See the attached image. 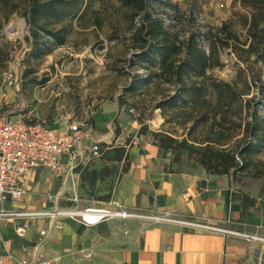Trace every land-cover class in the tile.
<instances>
[{"label": "crops", "instance_id": "obj_1", "mask_svg": "<svg viewBox=\"0 0 264 264\" xmlns=\"http://www.w3.org/2000/svg\"><path fill=\"white\" fill-rule=\"evenodd\" d=\"M116 94L99 98L91 109V140L98 142L100 148L104 146V150L123 147L128 157L127 171L109 175L93 187L80 180L75 168L54 173L72 181L67 185L73 193L70 201L75 204L83 201L84 207L119 205L148 215L168 213L179 221L115 218L84 226L61 217L62 227L57 229L53 227L56 221L50 222L47 216L4 219L0 221V264H16L9 255L16 259L28 258L37 243L51 264H264V242L190 224L204 223L264 237V200L251 206L249 200L232 197L227 176L207 174L192 162H173L172 154L160 152L152 139L138 134L139 123L128 113V108L118 103ZM84 112L71 109L65 117L57 119L58 123L64 118L82 117ZM16 116L34 121L28 110L12 118ZM46 123L58 126L50 121ZM99 158L78 168L99 170L103 165ZM84 188L88 197L85 201L77 196V190ZM13 201L1 202L0 208L58 210L42 209L44 200L30 196L20 200L16 208L8 204ZM25 223L28 227L24 234H16L15 228ZM42 229L46 231L43 237L38 234Z\"/></svg>", "mask_w": 264, "mask_h": 264}, {"label": "rangeland", "instance_id": "obj_2", "mask_svg": "<svg viewBox=\"0 0 264 264\" xmlns=\"http://www.w3.org/2000/svg\"><path fill=\"white\" fill-rule=\"evenodd\" d=\"M150 1L156 13L159 12L162 2ZM169 6L171 9L169 14L178 17L173 22L164 20L172 33L185 37L187 36L184 35L185 32L187 34L198 26L216 28L227 24L230 32H235L242 42L246 40L245 30L237 14L246 13L247 10L239 6L238 0H170ZM83 7L84 3L80 8ZM191 9H194L193 24L191 17L187 19L182 16L191 14ZM126 12V7L118 0H90L83 15L71 20L65 43L61 46L52 45L51 52L39 58L30 55L32 47L27 41L29 29L25 17L13 13L7 21H1L0 46L3 52L0 57V76L4 70H11L12 75L16 73L18 90L14 85L4 86L6 105L0 112H10V116H13L28 110L31 119L39 118L45 122L58 123L60 118L65 117L71 109L79 113L89 111L94 109L95 102L99 98L113 97L114 93H117L118 99L125 100L126 103L123 105L126 108L135 110L137 117L130 115L139 123L141 130L145 129L144 135L150 139H153L152 132L167 133L177 139L186 137L189 124L180 125L178 120L181 119H176L169 110L163 113L161 108H156L157 102L163 96L174 93L176 85L173 82H168L164 78L147 84L138 82L135 84L136 90L126 91L133 75L145 76L153 70L158 72L156 65L149 69L138 64L128 65V62L134 58L133 54L138 52V48L128 29ZM3 13L4 11L0 10V18ZM158 15L161 18V15ZM96 21L98 25H95ZM135 22L139 23L138 18ZM218 53L220 65L207 69L206 76L231 82L239 69L248 72L246 68L248 62L238 61L231 48H223ZM250 60H253V57ZM257 67L264 81V65L257 62ZM27 70H30V73L24 76ZM110 91L111 95L108 94ZM252 95L255 99L259 97L257 88L251 87L250 93L243 96V99ZM9 100H12V103H9ZM258 113L264 115L263 102L258 107ZM240 136L239 132L234 139ZM232 144L233 141L228 145L229 149H232ZM180 154L183 162H191L185 158L184 152ZM28 177L31 179L29 180ZM24 181V192L20 200L28 196L34 200L43 199L42 209L84 208L83 201H80V204L70 201L73 195L67 185L72 183L70 179L66 181L63 176H56L51 171L34 170ZM231 194L233 198L251 201V206L255 202L260 203L264 200V147L260 148L252 158L247 169L237 174L232 182ZM77 196L85 201L88 198L85 188L78 189ZM20 200L8 204L16 208L20 206Z\"/></svg>", "mask_w": 264, "mask_h": 264}, {"label": "trees", "instance_id": "obj_3", "mask_svg": "<svg viewBox=\"0 0 264 264\" xmlns=\"http://www.w3.org/2000/svg\"><path fill=\"white\" fill-rule=\"evenodd\" d=\"M118 1L127 9L128 29L138 48L133 54L138 62L132 59L128 65L138 64L145 69L156 65L158 68V72L149 71L145 76L133 75L126 91L136 90L138 82L147 84L161 78L173 82L176 85L174 93L163 96L156 108H161L163 113L169 110L176 119H181L178 120L180 125L189 124L186 137L182 139L152 132V142L160 152L172 154L173 162H182L180 153L184 152L187 160L202 167L207 174L227 176L231 186L237 174L247 169L252 158L264 147V115L258 113L260 103H264V81L257 67V62L264 65V0H238L239 6L247 10L237 14L246 33L243 42L235 32L229 31L227 24L216 28L198 26L185 32V37L170 32L164 20L173 22L178 18L169 14L170 0H159L162 4L157 13L150 0ZM89 3L90 0H0V10L4 11L0 25L13 13L25 17L29 29L27 41L32 47L30 55L39 58L49 54L52 45L65 43L71 20L83 15ZM190 13L182 16L191 17L193 24L194 9ZM94 23L98 25V21ZM228 47L238 61L248 62V72L239 69L231 82L206 76L207 69L220 65L219 50ZM2 52L0 46V57ZM251 87L257 88L259 97L255 99L252 95L243 99ZM118 103L126 102L119 98ZM144 130L140 127L138 134H144ZM239 132L241 136L234 139ZM231 141L232 149H229ZM103 148L99 158L103 165L99 170L74 169L79 172L80 180H85L90 187L109 175L127 171L128 157L123 147Z\"/></svg>", "mask_w": 264, "mask_h": 264}, {"label": "built area", "instance_id": "obj_4", "mask_svg": "<svg viewBox=\"0 0 264 264\" xmlns=\"http://www.w3.org/2000/svg\"><path fill=\"white\" fill-rule=\"evenodd\" d=\"M203 49L207 52L206 45H203ZM6 85H14L15 89L18 90V76L16 73L12 75L11 70H4L1 73L0 110L6 104L4 87ZM91 111V109L85 111L82 117L64 118L61 122L56 123L58 124L56 127L41 120L25 121L22 116L12 118L9 112H0V203L7 200H20L24 192L23 181L36 168L53 172L66 168L71 171L100 157V144L91 140ZM127 111L137 117V113L133 108H128ZM36 216H47L50 222L55 220L53 227L57 229L62 227V223L59 221L61 217L71 218L84 226L96 225L107 219L115 218L179 221L174 217H170L168 213L161 216L141 214L135 210L124 209L119 205L103 207L94 204L85 206L81 210L61 209L54 211H21L0 208V221L15 217ZM190 224L215 231L237 234L247 240L264 242V237L257 234L232 231L204 223ZM27 227L28 223L16 227V234L23 235ZM38 234L43 237L46 235V231L42 229ZM39 248L40 244H35L28 253V258L16 259L10 255L8 257L16 264H51V261L45 257Z\"/></svg>", "mask_w": 264, "mask_h": 264}]
</instances>
